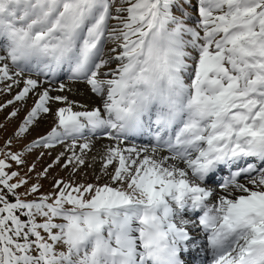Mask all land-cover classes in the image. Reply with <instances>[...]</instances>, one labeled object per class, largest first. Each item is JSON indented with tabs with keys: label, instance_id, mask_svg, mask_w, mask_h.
<instances>
[{
	"label": "snow or ice",
	"instance_id": "snow-or-ice-1",
	"mask_svg": "<svg viewBox=\"0 0 264 264\" xmlns=\"http://www.w3.org/2000/svg\"><path fill=\"white\" fill-rule=\"evenodd\" d=\"M5 95L0 264H264V0H0Z\"/></svg>",
	"mask_w": 264,
	"mask_h": 264
},
{
	"label": "rangeland",
	"instance_id": "rangeland-1",
	"mask_svg": "<svg viewBox=\"0 0 264 264\" xmlns=\"http://www.w3.org/2000/svg\"><path fill=\"white\" fill-rule=\"evenodd\" d=\"M10 98H11V96H8V95L2 96V97H0V103L4 102ZM29 104H31V101H29ZM11 110L12 109L9 108L5 112H0V145L3 144L4 140L7 137L11 136L13 130L16 128L17 124L20 122L19 119L12 120V121L5 120V117L7 116L8 112H10ZM20 115L22 117L24 115V113H21ZM3 125H6V129L2 128ZM47 127H48V122H45L44 124H42L40 129H37V132L33 133V136H35L38 132L45 130ZM29 159L31 160L32 158L30 157ZM54 174L66 175L65 173L60 172V169H56ZM44 184H45V190H48L50 188V182L44 181ZM189 257L190 258H187V263L188 264H195V262L193 260V251H190Z\"/></svg>",
	"mask_w": 264,
	"mask_h": 264
},
{
	"label": "bare ground",
	"instance_id": "bare-ground-1",
	"mask_svg": "<svg viewBox=\"0 0 264 264\" xmlns=\"http://www.w3.org/2000/svg\"><path fill=\"white\" fill-rule=\"evenodd\" d=\"M80 97H77L78 99H83L84 97V88L81 87L80 88ZM89 95H91L89 93ZM93 100H97V98L95 97H92ZM87 102V101H86ZM98 102V101H97ZM150 139L149 136H143V137H138L135 141H133L134 143H139V144H147L148 143V140ZM101 143H107V141H102ZM99 146V145H98ZM190 251H193V260L195 262V264H200V260H201V257L200 255L195 251V250H190ZM186 258H190L189 257V254H186ZM188 264V263H187Z\"/></svg>",
	"mask_w": 264,
	"mask_h": 264
}]
</instances>
